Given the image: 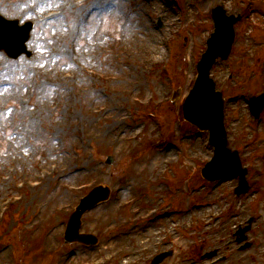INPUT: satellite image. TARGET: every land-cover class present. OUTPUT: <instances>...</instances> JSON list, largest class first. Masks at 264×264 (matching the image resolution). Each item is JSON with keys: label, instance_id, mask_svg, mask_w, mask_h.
I'll return each mask as SVG.
<instances>
[{"label": "rangeland", "instance_id": "374dc122", "mask_svg": "<svg viewBox=\"0 0 264 264\" xmlns=\"http://www.w3.org/2000/svg\"><path fill=\"white\" fill-rule=\"evenodd\" d=\"M150 1L140 2H149L147 20L157 35H162L164 57L142 74L140 89L148 100L132 104L126 97L122 99L124 126H144L135 140L126 141L118 138L125 129L117 127L104 134L106 137L101 135L106 130L99 136L89 133V123L92 132L110 126L103 115L93 113L92 98L86 103L81 85L89 77L90 95L111 90L108 78L114 75V65L103 61L111 59L115 64L121 60L115 55L127 47L122 27L133 19L127 10L134 1L113 0L115 8L94 9L97 0H0V15L33 23L27 42L33 53L30 59L24 55L11 59L0 52V183L1 196L8 198L0 210L4 264H61L62 253L84 256L105 247L111 231L95 220L96 212L114 203L132 166L158 149L169 151L173 162L165 163L156 181L138 191L136 202L142 208H153V212L149 217L143 214L136 222L144 226L153 220L170 243L153 247L140 264H152L156 255L166 251L172 254L160 264H231L228 255L232 244L239 253H247L250 261L257 254L263 239V225L256 216L264 200V146H259L264 143V110L260 120L254 121L248 98L264 91V0H217L208 8L199 7L203 0H163L177 20L171 27L169 18L156 13ZM220 5L228 16L240 17L234 25L230 56L218 60L211 71L225 99L228 146L238 152L248 171L249 187L239 196L234 193L238 179L208 182L201 177L200 170L213 157L214 149L208 144V132L187 122L181 110L197 75L196 63L214 30L211 10ZM190 11L187 22L186 13ZM151 123L158 127L152 134ZM230 124L238 127L234 136L229 132ZM66 154L76 158V167H81L69 178L57 176L60 169H65L60 158ZM107 156L114 158L111 165L104 163ZM98 185L108 187L110 196L83 215L81 228L83 233L96 236L97 244H65L63 232L70 214L80 198ZM209 194L222 201L216 218L219 222L231 214L239 217L222 232L225 245L220 250L210 249L201 236L203 219L187 216L196 206H208ZM131 210L128 204L119 214L128 217ZM39 212L41 225L29 231ZM183 214L186 225L175 227ZM249 220L244 242L250 246L242 249L244 242H237L236 233ZM131 225L126 223L120 230ZM53 228L57 229V249L46 250V236ZM174 238L180 242L178 247L171 244ZM120 260L123 263L125 258ZM89 262L82 259L71 264ZM109 264H119V260ZM257 264H264V259L258 258Z\"/></svg>", "mask_w": 264, "mask_h": 264}, {"label": "bare ground", "instance_id": "6f19581e", "mask_svg": "<svg viewBox=\"0 0 264 264\" xmlns=\"http://www.w3.org/2000/svg\"><path fill=\"white\" fill-rule=\"evenodd\" d=\"M134 5L127 10L128 15H132V20L125 23L122 27V33L127 40V47L121 54H116L121 57L120 61H116L113 64L112 60H105L104 63H111L114 65L113 74L108 79L109 92L100 93L96 91L95 95H90V78L86 77L83 79L81 85V94L86 100V103L91 101L94 103L93 113L103 115L104 122L107 125H103L100 131H91L92 124H88L89 133L93 136H99L102 130H106L101 135L109 133L114 128H119L121 131L125 129L118 138L125 139L126 141L135 140L144 129L143 127H137L135 123L125 125V114H124V102L123 97L132 104L142 103L148 100L146 94H142L141 87L143 83L141 81L142 74L145 68L155 63L158 58L164 57L162 50V35H157L158 31L153 28L152 23L147 20V10L149 2L143 4L142 0H132ZM217 0H203L200 2V8H208ZM155 7L156 13L159 12L169 18V26L177 22L176 18L172 15L170 10L163 4V0H151L150 1ZM191 13H186L187 22L191 17ZM161 38L160 40L158 39ZM92 55L94 53H91ZM95 56V55H94ZM96 75L95 72H93ZM91 96V98H90ZM137 99V97H141ZM90 98V99H89ZM88 121V118H86ZM238 127L234 124L229 125V132H232V136L238 132ZM158 127L156 124L151 123L149 125V132L152 134L156 132ZM259 146H264V143L260 142ZM198 151V150H197ZM201 152L198 151V153ZM61 163L65 166V169H60L57 172V176L70 177L73 173L78 171L81 167L78 164L77 159L73 158L72 155H62L60 158ZM173 162L171 154L167 150L158 149L152 155L145 157L138 164L132 166L131 174L125 179L119 188V193L115 198V201L108 208L99 209L95 214V220L105 225L107 231H111L105 247L96 250L95 252L79 256L75 252H69L60 255L59 261L61 264H71L74 261L82 259L89 260L90 264H109L114 260H119V264H140L143 256L149 254L153 247L170 243V239L154 226V221H149L147 225L140 226L136 222L140 216L147 214L149 217L152 215L153 208H142L136 202L138 197L137 193L140 189L145 187L148 183L156 181L155 179L162 173L165 163ZM257 168V164H254V169ZM58 171V170H57ZM9 172L5 171L4 173ZM56 173V171H55ZM78 176V174L74 175ZM26 180V178H23ZM227 186L230 184H226ZM58 186L63 187L62 182H58ZM157 190H161V187H156ZM4 190V188L2 189ZM1 183H0V210L4 206L5 201H8L7 197L1 196ZM208 200L210 201L208 206H196L189 212V217H200L203 219V228L200 231L201 236L204 235V239L207 240L210 249H221L225 245V238H223L222 232L225 231L229 226L233 224L239 218L238 215H229L226 219L217 220V212L219 203L222 201L215 195L209 194ZM128 204L132 205V210L128 217H123L119 213L124 206ZM222 206V203H221ZM42 213V212H41ZM38 213L34 220L33 226L29 228V231H35L36 227L41 225L43 219ZM109 214L112 216L109 217ZM259 224L263 225V239L259 242L258 252L252 258L251 261L246 258L247 253H239L236 249V244H232L229 247L230 254L228 255V262L231 264H257L258 258L264 259V200L260 204V207L256 216ZM187 218L186 214L180 216L179 220L174 224L175 227H182L186 225ZM126 223H131L129 229L122 231V226ZM55 228L51 229L46 236L45 247L46 250H56L54 236L56 234ZM179 246L180 242L174 238V242L171 243ZM220 253L217 254V256ZM121 258H125L122 263ZM6 260V254L0 250V264H4ZM208 262H195L191 261L189 264H207Z\"/></svg>", "mask_w": 264, "mask_h": 264}, {"label": "water", "instance_id": "95a60500", "mask_svg": "<svg viewBox=\"0 0 264 264\" xmlns=\"http://www.w3.org/2000/svg\"><path fill=\"white\" fill-rule=\"evenodd\" d=\"M215 21V33L208 41V49L202 55L197 64L198 77L183 104L184 117L201 130L210 131V143L215 147L214 158L202 170V175L206 179L213 181L221 177H239V186L236 194L244 193L247 190L245 180L246 170L241 168L237 152H231L227 148L226 133L223 126L224 100L220 92L215 91V83L210 79V70L218 57L226 59L231 51L234 41L233 24L238 18H226L225 12L221 7L213 10ZM32 23L27 22L19 26L18 20H7L0 15V51L4 50L11 58H17L22 54L28 57L32 53L27 51L25 43L29 38ZM251 112L256 117L264 107V94L259 97L250 98ZM113 162L112 157H108L107 164ZM224 165L221 168L220 165ZM222 165V166H223ZM221 169V172L217 173ZM110 190L106 187H95L87 196L80 200L79 205L71 214L65 233V243L80 242L94 245L97 239L90 234H81L82 215L95 207L99 202L106 200ZM248 227L240 231L244 234ZM242 237L239 240H244ZM171 253H163L156 256L152 264H159Z\"/></svg>", "mask_w": 264, "mask_h": 264}, {"label": "snow or ice", "instance_id": "6c2138e0", "mask_svg": "<svg viewBox=\"0 0 264 264\" xmlns=\"http://www.w3.org/2000/svg\"><path fill=\"white\" fill-rule=\"evenodd\" d=\"M94 9H107V8H115V3L113 0H97L92 6Z\"/></svg>", "mask_w": 264, "mask_h": 264}]
</instances>
